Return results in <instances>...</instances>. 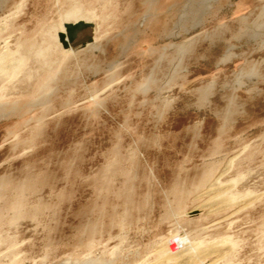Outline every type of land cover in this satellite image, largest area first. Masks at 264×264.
<instances>
[{
    "label": "rangeland",
    "instance_id": "1",
    "mask_svg": "<svg viewBox=\"0 0 264 264\" xmlns=\"http://www.w3.org/2000/svg\"><path fill=\"white\" fill-rule=\"evenodd\" d=\"M184 263L264 264V0H0V264Z\"/></svg>",
    "mask_w": 264,
    "mask_h": 264
},
{
    "label": "bare ground",
    "instance_id": "2",
    "mask_svg": "<svg viewBox=\"0 0 264 264\" xmlns=\"http://www.w3.org/2000/svg\"><path fill=\"white\" fill-rule=\"evenodd\" d=\"M75 13V12H74ZM82 21H79V22H76V23H65L64 24V28H65V31L66 33L65 34H62V33H59L58 34V37H59V41L62 43V45L64 47H66L68 45V41L72 42L73 39H74V35H75V31L76 29H78L79 27L82 26ZM65 35L67 36V39L68 41L65 40ZM226 199V198H225ZM228 200V199H227ZM230 200V199H229ZM224 202V201H223ZM227 202V201H226ZM225 202V203H226ZM224 203V204H225ZM227 205V204H226ZM167 247V246H165ZM168 249V248H167ZM186 249V248H185ZM185 249L183 250V252H180L182 253L181 255H183V253H186ZM209 250V249H208ZM200 252V251H199ZM204 253V252H203ZM201 254V252H200ZM181 255H178L181 256ZM193 256V255H192ZM205 256V255H204ZM203 257V256H202ZM216 260V259H215ZM213 261V260H212ZM217 261V260H216ZM214 262V261H213ZM185 264V263H184Z\"/></svg>",
    "mask_w": 264,
    "mask_h": 264
}]
</instances>
